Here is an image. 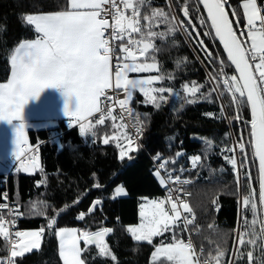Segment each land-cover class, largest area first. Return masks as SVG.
Instances as JSON below:
<instances>
[{
	"label": "trees",
	"instance_id": "1",
	"mask_svg": "<svg viewBox=\"0 0 264 264\" xmlns=\"http://www.w3.org/2000/svg\"><path fill=\"white\" fill-rule=\"evenodd\" d=\"M187 2L192 22L200 33L199 38L189 26L191 36L177 29L164 39L154 40L158 49L154 53L155 61L159 64L158 74L165 77L163 83L180 93V97L167 99L160 103L159 108L145 104V98L140 94L130 103L142 121V140L146 151L137 147L135 151H130L129 156L120 158V147L111 139L124 130L119 127V120L112 121L106 116L103 125L95 126V137H81L79 126L69 128L61 121L55 143L47 141L53 131L32 132V136L39 134L40 137L31 138V143L44 141L39 149L40 166L34 173L18 170L9 175H0V204L9 203L18 209V230L44 229L40 246L21 257L12 258L15 264H63L56 236L60 228L77 229L78 232L112 229L106 238L113 253L111 256H101L93 244L85 245L81 240L85 264H159L151 260L152 253L162 243H170L172 233L158 236L149 244L135 240L127 230L129 226L139 223L143 198L165 199L166 190L156 175L151 156L166 162V172L191 181L186 186L191 192L186 202L193 209L195 219L187 231H177L185 242L191 231L197 248L203 249L202 257L215 264L210 254L216 251L218 244L226 247L223 264H228L229 257L233 255V241L242 206L237 172L244 194H247L249 185L246 172L250 170L253 176L251 186L257 190V229L264 243V234H261L262 210L258 200L257 162H252L251 149L248 148L246 150L250 159L246 168L240 167L243 157L238 150L235 153L237 163L233 166L225 159V156H232L233 153L223 151L225 148L236 147L242 131L247 137L248 128L235 119L237 112L227 92L219 98L216 92H212L209 99L203 98L215 83L209 81L208 74L215 77L220 68L218 63H209L197 39L204 41L213 56L224 58L227 62L226 56L217 40L204 35L208 28L202 27L199 20L201 16L205 19L207 17L201 4L197 12L196 0ZM184 3L185 0H150L141 7V25L148 23L142 17L152 10H163L172 23L173 16L177 20H185L181 11ZM241 4L242 0H227L225 9L230 19L231 10H237L240 27L243 28L245 20ZM68 9V0H0V83L10 77V56L14 49L21 42L35 36L34 26L25 21L26 15L49 14ZM169 26V23L157 17L152 30L167 32ZM224 71L229 76L235 74L233 67L225 68ZM188 82H197L204 87L194 97L182 90ZM220 90L223 91L222 83ZM190 100L194 102L188 103ZM240 115L243 120L251 119L247 107L240 109ZM92 123L95 124V121ZM114 123L117 124L115 128L112 127ZM105 138L109 139L108 144L103 143ZM195 156H199L200 161L193 168L192 158ZM119 185L126 189L127 194L113 198ZM96 200H100V203L89 212ZM81 213L85 214L83 219L78 218ZM6 214V208L0 209L3 219ZM244 215L249 221L252 220L250 211ZM53 217L56 223L49 228V220ZM210 224L213 225L211 229L208 227ZM9 249L8 241L0 236L1 260L9 255ZM234 259L239 264L241 259L235 256Z\"/></svg>",
	"mask_w": 264,
	"mask_h": 264
},
{
	"label": "snow or ice",
	"instance_id": "2",
	"mask_svg": "<svg viewBox=\"0 0 264 264\" xmlns=\"http://www.w3.org/2000/svg\"><path fill=\"white\" fill-rule=\"evenodd\" d=\"M149 2L150 0H68L69 10L26 15V23L34 26L37 36L33 40L21 42L14 49L10 56L11 76L6 83H0V121L8 123L19 121L15 126L14 156L18 163L23 162L25 170L28 167L35 168L37 160L35 156H26V150H30V146H27L24 132L23 109L30 99H39L46 88L62 89L67 97H76L75 110H71L66 103L64 113L79 124L81 137L89 135L95 137V126L103 125L106 116L112 121L119 120V127L122 129L131 128L132 131L123 136L126 147L117 144L120 147L121 159L129 156L130 151L136 150L135 141L142 131L139 126L142 123L139 114H134V110L129 107L134 93H142L146 98L145 103L153 104L156 108L160 107V101L168 99L164 95L165 92L170 96L180 97V93H174L171 88L153 87L156 82L165 79L163 75H131L159 71L154 56L158 51L154 44L155 39H164L177 29L191 36L189 26L196 32L197 38L200 36L192 22L187 0L181 9L187 23L185 20H177L174 16L172 23L163 10H152L150 14L143 15L142 19L148 23L142 26L141 7ZM196 3L197 12L199 5L202 4L207 13L206 19L201 16L199 20L202 27L208 28L204 35L212 36L214 41L218 39L227 62H230L213 56L204 41L197 39L209 63H218L220 68L217 76L208 74L209 81L215 83L203 98L209 99L212 92H216L218 98L225 92L231 96V104L237 112L235 119L246 125L248 134L245 137L242 131L236 147L223 150L233 153L232 156H225V159L235 166L237 163L235 153L238 150L243 157L240 167L246 168L250 159L246 149H251L252 162L258 161V200L264 207V9L258 6L257 0H242L241 8L245 23L241 28L240 16L236 9L231 10L232 18H229L225 9L227 0H196ZM157 17H161L162 22L170 24L167 32L152 30ZM134 33L139 36L138 39L133 37ZM232 66L238 75L229 76L224 71L225 68ZM220 77L223 78L222 81ZM221 83L223 91L220 90ZM202 87L204 86L195 82L191 87L184 85L185 91L194 97ZM121 93L123 98H120ZM245 107L249 110L250 120H243L240 115V109ZM94 114H99L95 124L89 119ZM112 127H117V124L114 123ZM111 139L119 141L120 137L112 136ZM103 143L108 144L109 139L105 138ZM199 161V156L192 158L193 168ZM165 163H161V169L165 167ZM156 174L159 176V171ZM246 177L249 187L247 194H244L237 172V187L242 197V206L233 241L235 250L233 255L236 259L243 258L244 247L257 246V233L254 228L257 223V190L251 186L253 176L250 170L246 172ZM160 182L162 185L169 182L183 185L191 181L182 180L179 175L173 177L169 172L168 180L161 178ZM117 191L118 194L122 193L123 188ZM182 191L183 189L179 187L169 188V194L165 199L142 204L141 222L127 230L135 240L147 241L149 244L152 243L153 237L162 236L167 232L172 233V241L162 243L152 254L154 261H158L159 264H210L208 259L201 260L203 249L199 253L196 252L191 239L185 242L182 235L178 234L177 230L187 231L195 219L193 209L180 194ZM99 203L100 201L95 202ZM7 207V204H0V209ZM91 211L92 208L89 209V212ZM247 211L252 213L251 221L244 215ZM11 212L12 209H9V214ZM84 215L81 213L78 218L83 219ZM55 223L56 219L51 218L48 227L52 228ZM208 227L211 229L213 225L210 224ZM43 231V228L32 232L16 231L14 235L19 240L12 241L10 255L0 260V264H15L12 258L21 257L37 248ZM111 231L110 228H101L95 232H78L77 229L71 228L58 229L56 236L60 242V257L63 264H85L81 258L84 251L80 247L81 240L85 245L95 244L101 256L110 255L105 244V236ZM261 234H264V223ZM9 235L3 216H0V236L8 240ZM259 247L264 249V244ZM225 255L226 250L217 247L216 255L212 259L216 264H223L222 258ZM261 255L264 256V251ZM246 256L248 264H254L260 259L253 255L251 249L246 252ZM112 258L115 259L114 256ZM228 264H236L235 259L229 257ZM260 264H264V260H260Z\"/></svg>",
	"mask_w": 264,
	"mask_h": 264
},
{
	"label": "crops",
	"instance_id": "3",
	"mask_svg": "<svg viewBox=\"0 0 264 264\" xmlns=\"http://www.w3.org/2000/svg\"><path fill=\"white\" fill-rule=\"evenodd\" d=\"M262 3H264V0H257V4L259 7ZM36 36L37 33L35 32V36L33 39H35ZM10 76H11V70H10ZM66 103L69 105L71 110L74 111L77 106L76 97L75 96L67 97L66 95H64L63 90L58 88H46L41 93L39 99L29 100V102L24 106L23 109V120L25 123L24 132L27 140V146L32 145L31 138L40 137L39 134L32 136V132L36 133L39 131H53V132L57 131L61 121H64L67 124L69 123L75 124L76 121L66 116L64 113V108ZM18 123L19 121H13L12 123H8L7 121H0V175L10 174L14 166H17L18 170H22L24 166L23 162L16 164L17 160L14 156V151L16 147L14 143L15 126ZM123 131L125 132L126 130L124 129ZM125 133H127V131ZM123 136L124 134H122V137ZM123 141L125 146L126 141L124 139ZM40 243H41V239L39 242V246ZM80 247L82 249L81 241H80ZM37 248H33L31 251ZM59 253H60V242H59ZM81 258H82V253H81Z\"/></svg>",
	"mask_w": 264,
	"mask_h": 264
},
{
	"label": "built area",
	"instance_id": "4",
	"mask_svg": "<svg viewBox=\"0 0 264 264\" xmlns=\"http://www.w3.org/2000/svg\"><path fill=\"white\" fill-rule=\"evenodd\" d=\"M261 9H264V3H262L261 4ZM128 14V13H127ZM133 37L134 38H136V39H138V37H137V34H133ZM118 43L119 42H117V45H118ZM117 50H118V48H117ZM129 107H131V106H129ZM133 110H134V114H136V112H135V109L133 108V107H131ZM117 111H118V108H117ZM114 114H116V113H114ZM93 118L94 119H99V114H95L94 116H93ZM140 127H141V129H142V131H141V133H139L138 134V136H137V138H136V141H135V143H136V145H137V147H139V148H141L142 150H144V151H146V146L144 145V143H143V140H142V137H143V135H144V128L142 127V125L140 124L139 125ZM128 131L129 132H131L132 131V129L131 128H128ZM48 141H50V142H54L55 141V139L54 138H50V140H48ZM40 145L41 144H38V145H36V146H34L33 147V149L32 150H27V153H26V156H31V155H33V154H36V152H37V150L39 149V147H40ZM151 160H152V162H153V165H154V167H155V172L157 173V171H159V173H160V175L158 176L160 179L161 178H163L164 180H168V173L169 172H166L164 169H165V167L163 168V169H161L160 168V165H161V163H164V161H162L159 157H153V156H151ZM165 165H166V163H165ZM15 168V167H14ZM172 173V172H171ZM172 176H173V174H172ZM173 177H175V176H173ZM182 179V178H181ZM183 180V179H182ZM190 183H188V184H183V185H174V184H172L171 182H169L167 185H164V187H165V190H166V195H165V198L168 196V189L169 188H177V187H179V188H182L183 189V191H182V193H180L181 194V196H182V198L183 199H187L190 195H191V192L189 191V190H187L186 189V186H188ZM174 195L176 194L175 192L173 193ZM185 194H190V195H185ZM8 205V207L6 208L7 209V214H6V216L4 217V221H5V227L8 229V231H9V239H8V244L10 245V247H11V245H12V241H18L19 240V238L18 237H15V235H14V233L16 232V231H19L18 230V227H17V222H16V216H17V208L16 207H13V206H11L9 203L7 204ZM9 209H12V212H11V214H9ZM8 221H14V223H8ZM189 239H191V241H192V244L194 245V248H195V250H196V252H200V250L197 248V244H196V242H195V240H194V236H193V233L191 232V231H189L188 232V237H187V239H186V242L189 240ZM10 255V254H9ZM8 255V256H9ZM7 256V257H8ZM204 259H207V258H203L202 256H201V260H204ZM209 260V259H208ZM210 261V264H215L214 262H212L211 260H209Z\"/></svg>",
	"mask_w": 264,
	"mask_h": 264
},
{
	"label": "rangeland",
	"instance_id": "5",
	"mask_svg": "<svg viewBox=\"0 0 264 264\" xmlns=\"http://www.w3.org/2000/svg\"><path fill=\"white\" fill-rule=\"evenodd\" d=\"M156 63H157V62H156ZM157 65H158V69H159V64L157 63ZM158 72H159V71H153V72H151V73H142V74H135V73H133V74H131V75H132V76H137V75H140V76L159 75ZM195 83H196L197 85H200V84L197 83V82H195ZM192 84H193V82H188V83H186L185 85H188L189 87H191ZM153 87H165V88H171V89L173 90L174 93L177 92V91H175L172 87H170V86L164 84V83H163V80L156 82V83L153 85ZM182 90H183L185 93H187V94H189V95H192L191 93L185 91L184 86L182 87ZM137 94H140V95L143 96L142 93H140V92H136V93H134L132 100L136 97ZM164 95H165L166 97H168V99L171 98V97H175V96H170L169 93H167V92H165ZM120 98H123V93H121V97H120ZM144 98H145V97H144ZM145 99H146V98H145ZM132 100L129 102V105H130V103L132 102ZM165 101H166V100H165ZM165 101H160V103L165 102ZM144 103H145V100H144ZM145 104H147V103H145ZM152 105H153V104H152ZM125 132H126V131H125ZM125 132L122 130V133L118 136V137H120L119 141L115 140L116 143H119L121 146H124L123 139H121V138H123V137H122V134H125ZM124 147H126V146H124ZM26 152H27V150H26ZM34 156L36 157V160H37V166H36L35 168L28 167L27 170H25V168H24V166H23V168H22L23 172H25V173H34V172L39 168V166H40V157H39L38 155H34ZM120 188H123V192L118 194V191H117V190L120 189ZM126 194H127L126 189H125L122 185H119L118 187H116V189H115V191H114L113 198L124 197V196H126ZM152 200H157V199L143 198V199H142V202H141V204H140V209H141V205H142V204H146V203H148L149 201H152ZM157 201H159V200H157ZM256 220H257V216H256ZM140 222H141V217H140V221H139V223H140ZM139 223H138V224H139ZM138 224L131 225V226H136V225H138ZM257 225H258V221H257V223L254 225L255 231H256V233H257V246H256V247H253V246H246V247H244L243 252L245 253V255L243 256V258H241V260L239 261V264H248V262H247L246 252H247L248 250H250V249L253 250V255H254L255 257H259V258H260L259 260L255 261L254 264H260V260H264V256L261 255V252L264 251V249H262L261 247H259L260 245H262V244H264V243H263V241H262V238L260 237V232H259V230L257 229ZM131 226H129V227H131ZM129 227H128V228H129ZM39 230H40V229H39ZM39 230H38V229H34V230H22V232H32V231H39ZM41 237H42V236H41ZM155 238H157V237H153V238H152V242L155 240ZM227 239H228V237L225 238V240H227ZM139 242H147V241H143V240H141V241H139ZM225 245H226V244H225ZM159 246H160V245H159ZM159 246H157V247H159ZM222 246H223V245H222ZM217 247H220L221 249H225V248H226L225 246H223V247L219 246V244L216 246V249H217ZM16 248H17V250L19 249V244L16 245ZM154 251H155V250H154ZM26 253H27V252H26ZM152 254H153V253H152ZM210 255H211L212 257H214V256L216 255V251H215V252H214V251L211 252ZM109 256H111V255H109ZM232 256H233V255H232ZM0 260H1V259H0ZM151 260H152L153 262H156V261H154V259H153V255L151 256Z\"/></svg>",
	"mask_w": 264,
	"mask_h": 264
},
{
	"label": "water",
	"instance_id": "6",
	"mask_svg": "<svg viewBox=\"0 0 264 264\" xmlns=\"http://www.w3.org/2000/svg\"><path fill=\"white\" fill-rule=\"evenodd\" d=\"M201 6H202V9H203V11H204V13H205V15H206V17H207V13H206V10L204 9V7H203V5L201 4ZM217 41H218V39H217ZM218 43H219V41H218ZM219 45L221 46V48H222V50H223V47H222V45L219 43ZM224 52V51H223ZM225 56H226V54H225ZM230 63V62H229ZM233 67V69L235 70V68H234V66H232ZM235 74L236 75H238V73H236L235 72ZM257 162V165H258V161H256ZM96 201H100V200H96ZM95 201V202H96ZM95 202H93V204H92V206H91V208L93 209L94 207H95ZM260 207H261V210H262V221H263V223H264V207H262L261 205H260ZM108 235V234H107ZM107 235L105 236V244L107 245V247H108V250H109V252H110V255H113V253H112V251H111V249H110V246H109V243L107 242V240H106V238H107ZM95 247H96V245L95 244H93ZM97 248V247H96ZM98 249V248H97ZM98 251H99V249H98ZM106 256H109V255H106Z\"/></svg>",
	"mask_w": 264,
	"mask_h": 264
}]
</instances>
